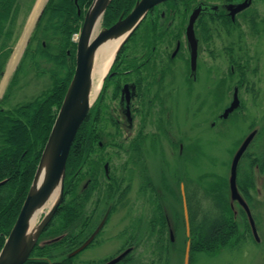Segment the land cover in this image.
Listing matches in <instances>:
<instances>
[{
  "label": "trees",
  "instance_id": "obj_1",
  "mask_svg": "<svg viewBox=\"0 0 264 264\" xmlns=\"http://www.w3.org/2000/svg\"><path fill=\"white\" fill-rule=\"evenodd\" d=\"M34 1L0 0V79L12 53L19 28V17L22 12L25 16L28 15ZM92 1H48L21 64L13 76L9 90L1 102L4 104L10 99L12 90L18 85L20 69L25 59L32 54L31 67L40 71L38 77H48L49 84L33 100L11 106L12 109L9 110L3 109L0 105V183H2L0 185V251L20 213L44 146L74 75L77 45L72 41V36L80 31L86 9ZM137 1L113 0L105 13L103 25L109 27L121 16H127ZM192 1L171 0L166 4L170 10H173L172 12L185 14L186 10L180 6L188 8L186 2ZM248 14L249 12L242 17L246 18ZM249 17L252 27L256 28L257 23L253 20L255 16L249 15ZM237 23L229 18L223 20L220 25L230 29L236 28ZM43 29L44 34L41 35L40 31ZM229 50L232 53L233 47ZM102 99L103 96L95 106L97 112L100 111ZM254 126H251V129ZM94 135V130L89 129L85 120L67 161L65 200L42 234L32 258L26 264H86L75 262L76 257H69V254L87 239L86 227L89 222L84 207L89 192L81 185L87 175L86 167L92 166V172L97 174L102 160L100 156L98 160L90 159L93 153L100 151V147L94 142ZM256 168L258 174L255 173ZM237 173L241 196L248 204L258 227V217L252 212L255 207L252 190H256V178L259 177L264 193V120L242 156ZM186 182L191 224V258L199 253H217L232 244L240 243L247 236L258 243L253 237L248 215L243 209L240 210V215L245 221V230L241 232L239 229V215L236 216L232 207L226 178H220L214 186H209V190L205 189L208 195L206 198H211L213 201L214 210L209 211L204 209V199H199L196 196V189H192V185L195 186L194 182L192 180ZM153 198L155 201L154 218H152V222L155 223L154 246L160 247L159 254L162 255L165 251L168 253L174 245L170 237V229L176 235L175 238L184 231V217L180 209L174 210L171 212L172 223H170L168 213L162 209L159 196H151L150 200ZM176 200L180 202L181 196H176ZM263 245L260 247L264 251Z\"/></svg>",
  "mask_w": 264,
  "mask_h": 264
},
{
  "label": "flooded vegetation",
  "instance_id": "obj_2",
  "mask_svg": "<svg viewBox=\"0 0 264 264\" xmlns=\"http://www.w3.org/2000/svg\"><path fill=\"white\" fill-rule=\"evenodd\" d=\"M219 1L220 3L217 4L206 0L186 2L188 8L180 6L186 10L185 14L172 12L173 10H170L166 3L155 7L119 54L111 71L112 75L104 88L100 111L97 112L94 107L86 119L89 129L95 132L94 142L100 147V151L93 153L90 159L98 160L100 156L102 160L97 174L92 172V166L86 167L87 175L81 185L85 191L89 192L84 211L89 222L86 227L85 242L90 240L82 252L96 244H104L109 239L112 241L120 239L122 245L107 258L79 260L82 252H78L70 256L76 257L75 262L133 264L135 261L133 252L140 244L154 246L155 223L152 222V218H154L155 201L154 198L150 200L151 196H159L162 209L168 213L170 223H172L170 212L179 209L184 212L181 186L185 183L170 176L172 166L170 167L171 162H168V158L171 156H168L164 150L161 149L163 152L160 150L159 158L162 159L161 163L166 172L164 177L166 188H164L162 177L160 187L156 184L148 155L154 151L157 143L162 145L164 140L168 145L170 144L173 151L174 149L179 151V160L184 159L186 149L184 143H178L168 137L172 129V120L176 118L174 108L168 106V101L174 93L180 91L178 89L177 92H173L178 85L173 84V80L175 79V83L177 80L178 66L184 69L182 77L184 84L193 85L199 79V55L197 69L191 70L186 34L189 19L195 10H199L195 30L198 50H200L201 45L212 44L223 20L230 18L236 22L237 19L246 15L248 10V7H244L242 11L229 8L230 5H237L245 0ZM187 54H189V60L187 58L189 66L183 67ZM173 75L174 78H172ZM215 86L217 87V84ZM236 92L239 98L238 87L234 89L233 99ZM1 102L2 100L0 105L6 110L17 105H11V99L4 104ZM225 110L220 115L222 119L233 114L230 112L225 115ZM214 124L215 121L211 124L212 128ZM121 155H127L128 158L121 166H116V157L119 159ZM129 165L131 167L127 169L126 166ZM179 172L181 169L178 170V174ZM194 184L199 189L198 183L194 182ZM161 187L169 195L163 193ZM187 188L185 187L186 191ZM178 195L181 196L180 202L176 200ZM169 197L178 205V208L173 210L171 208L170 212L165 205L166 200L170 205ZM179 203H182V209L179 208ZM120 213L122 215L118 218L116 232L121 226L122 230L117 234L114 232L104 237L111 219L115 214ZM169 233L174 243L176 235L172 229ZM185 235L188 238L187 233ZM174 248L176 246L172 249ZM121 255L123 256L119 258ZM116 258H119L118 261L110 263Z\"/></svg>",
  "mask_w": 264,
  "mask_h": 264
},
{
  "label": "rangeland",
  "instance_id": "obj_3",
  "mask_svg": "<svg viewBox=\"0 0 264 264\" xmlns=\"http://www.w3.org/2000/svg\"><path fill=\"white\" fill-rule=\"evenodd\" d=\"M206 1L212 2V4L220 3L219 0ZM254 1L252 12H249L246 18L241 17L236 28L227 29L220 26L212 44L201 45L198 62L200 66L199 79L196 83L193 85L184 84V80H182L184 69L178 66L176 83L175 79L173 80V84H178V87L176 86L173 92H177L178 89L180 91L174 93L168 101V106L174 108L176 117L172 120V129L168 137L178 143H184L186 148L184 159L179 160V151L176 149L173 151L170 144L168 145L164 140H162V145L157 143L154 151L148 155L149 163L154 172L153 176L159 187L162 183V177V185L166 188L164 185L166 172L164 165L161 163L162 159L159 158L162 149L168 156H171L168 158V162H171L169 165L172 166V172L168 171L170 176L179 179L180 182H183L184 179L197 182L199 188L197 191L198 198L204 199V209L208 211L214 209L212 199L206 198L208 197L206 190H209L210 185L214 186L218 183L220 178H226L229 184L231 163L236 152L251 133V126L255 125L254 128L258 131L264 120V2L261 0ZM46 3L45 1L43 7ZM31 14L32 10L27 16L22 12L19 17V28L12 46V53L6 62L5 74L0 79V100L7 94L14 73L28 46L26 43L14 72L4 82L8 64L25 32ZM249 15L255 16L253 20L257 23L256 28L252 27ZM40 32L43 35L44 29ZM33 34L34 30H32L29 37L31 38ZM231 47H233L232 53L229 50ZM173 48L174 46L171 50ZM187 58L189 60V54L186 55L185 63L182 64L183 67L189 66ZM31 62L32 54L25 59L20 69L18 85L12 90L10 96L11 105L33 100L49 84L48 77H38L40 71L33 69ZM240 66L242 68L239 69ZM28 70L30 71L28 72ZM172 78H174V75ZM236 87L239 88L240 106L228 118L222 119L220 115L233 101ZM213 121H215V124L212 128ZM127 158V155H121L119 159L116 157V166H121ZM130 167V165L126 166L127 169H130ZM179 169H181V172L178 174ZM257 172L258 169L256 168L255 173L257 174ZM256 185V190H252V194L255 199L253 213L258 217L260 234L257 239L258 243L256 244L251 237L247 236L240 243L232 244L217 253H199L192 258L190 255V264H264V251L260 247L264 244V193L259 177L256 178ZM163 187H161L162 190ZM163 193H165V190H163ZM165 194L169 195V193ZM169 198L170 205L167 200L165 205L170 212L171 208L172 210L178 208V205L171 197ZM232 207L236 216L239 215V229L244 232L245 221L240 215V210L244 209V206L237 201H233ZM179 208L182 209V203H179ZM120 215L122 213L115 214L111 219L104 237L114 232L117 234L118 231L122 230L121 226L116 232ZM121 241L120 239L113 241L109 239L104 244H96L82 252L79 260L83 258H107L121 247ZM151 241L153 242V240ZM187 241L188 238H186L184 229L175 238L173 246H176V248L172 249V247L168 253L165 251L162 255L159 254L160 247L154 249L151 244H140L137 247L138 249L133 252V255H135L133 264H184Z\"/></svg>",
  "mask_w": 264,
  "mask_h": 264
},
{
  "label": "water",
  "instance_id": "obj_4",
  "mask_svg": "<svg viewBox=\"0 0 264 264\" xmlns=\"http://www.w3.org/2000/svg\"><path fill=\"white\" fill-rule=\"evenodd\" d=\"M169 0H138L127 16H121L111 27L102 28L104 15L112 0H93L89 6L80 37L77 43L76 68L69 84L66 95L56 116L48 140L44 146L39 164L27 196L21 207L17 220L10 231L0 251V264H25L38 244L40 236L53 219L65 196V178L68 157L79 129L88 117L90 110L98 99L105 79L122 47L133 35L148 12L155 6ZM247 2L239 5V11ZM199 10H195L190 17L187 37L191 49L192 70L197 67V45L194 23ZM234 13V12H233ZM99 27H101L99 29ZM123 38L117 49L111 66L103 79L96 95L93 92L92 70L93 58L97 49L110 39ZM239 106L237 94L225 115ZM256 130L251 132L236 152L230 171V192L233 200H238L246 210L253 232L258 238L255 222L248 204L243 201L237 187V169L240 159L253 141ZM2 183H0L1 185ZM183 206L187 235L191 234L189 210L183 192ZM41 216V217H40ZM40 217V219H39ZM90 240L78 248L71 256L85 249ZM191 241L186 245L185 262L190 264ZM121 255L119 258H121ZM110 262H116L118 259Z\"/></svg>",
  "mask_w": 264,
  "mask_h": 264
},
{
  "label": "bare ground",
  "instance_id": "obj_5",
  "mask_svg": "<svg viewBox=\"0 0 264 264\" xmlns=\"http://www.w3.org/2000/svg\"><path fill=\"white\" fill-rule=\"evenodd\" d=\"M46 0H38L36 3V6L34 8V11L27 23V27L25 29V32L16 47L13 56L8 64V70L6 72L5 80L6 82L10 75L14 72L17 64L19 63V60L23 54V50L26 46L28 37L30 33L32 32L35 22L37 20V17L43 8V5ZM123 38H118V39H110L104 44H102L96 51L94 58H93V70H92V81H93V92L95 93L94 95L97 94L99 91L103 79L106 76L111 63L113 61V58L115 56V53L117 49L119 48ZM192 189H196V192L198 189L195 186H192ZM198 196V192L196 194Z\"/></svg>",
  "mask_w": 264,
  "mask_h": 264
},
{
  "label": "crops",
  "instance_id": "obj_6",
  "mask_svg": "<svg viewBox=\"0 0 264 264\" xmlns=\"http://www.w3.org/2000/svg\"><path fill=\"white\" fill-rule=\"evenodd\" d=\"M37 2H38V1H37ZM37 2H36V3H37Z\"/></svg>",
  "mask_w": 264,
  "mask_h": 264
}]
</instances>
